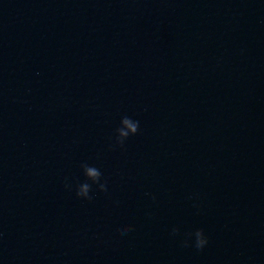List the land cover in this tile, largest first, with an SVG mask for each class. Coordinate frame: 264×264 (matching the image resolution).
<instances>
[{
    "label": "water",
    "instance_id": "1",
    "mask_svg": "<svg viewBox=\"0 0 264 264\" xmlns=\"http://www.w3.org/2000/svg\"><path fill=\"white\" fill-rule=\"evenodd\" d=\"M0 264H264V0H0Z\"/></svg>",
    "mask_w": 264,
    "mask_h": 264
},
{
    "label": "clouds",
    "instance_id": "2",
    "mask_svg": "<svg viewBox=\"0 0 264 264\" xmlns=\"http://www.w3.org/2000/svg\"><path fill=\"white\" fill-rule=\"evenodd\" d=\"M140 120L139 119H133V118H126L123 121V127L120 130V135L122 137H126L129 132H135L136 128L140 126ZM87 174L89 177H91L94 181L99 179V172L96 171L94 168H88L86 169ZM88 185H82L80 189L78 190L77 195L81 198H86L88 195ZM125 231H132V228L130 226L125 228ZM209 243V239L207 235L201 230L194 233L193 239L191 240V244L199 249L203 250Z\"/></svg>",
    "mask_w": 264,
    "mask_h": 264
}]
</instances>
